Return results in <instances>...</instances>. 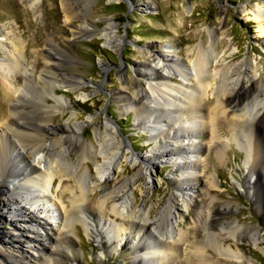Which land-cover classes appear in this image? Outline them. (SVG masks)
<instances>
[{"label":"bare ground","instance_id":"6f19581e","mask_svg":"<svg viewBox=\"0 0 264 264\" xmlns=\"http://www.w3.org/2000/svg\"><path fill=\"white\" fill-rule=\"evenodd\" d=\"M253 11V18L258 23L260 32L264 34V10L255 6ZM111 25L104 27L102 34L106 37V44L118 47L117 38L111 34ZM220 25L221 22L216 28L208 31L210 37L208 49L201 46L194 48L187 59L179 58L171 45L165 46V50L144 52L142 54L144 60L137 65L136 70L139 85H134L131 94L125 92L128 90L129 77L124 76L123 70L118 71L121 83L120 97L127 98L120 106L135 112L136 118L139 119L135 124L136 128L151 130L150 139H159L160 142L162 140L164 145L170 144L171 150L162 149L158 154L166 157L177 154L179 155L177 158H181L170 161L181 170V181H190L188 189L191 193L187 195L185 205L186 207L192 205L194 217L189 224L190 227L194 226L197 235L196 238H189L190 240L187 239L190 235L187 228L177 227L175 216L180 215V212L174 204V201L178 200L175 196L154 219L147 217V213L149 214L147 192L152 186L151 177L142 191L140 203H136L134 188L140 185L144 173L149 171L145 164L150 159L146 160L147 162L130 160V166L135 169V173L117 180L118 170L122 169V161L126 158V147L107 118H104L97 128L95 143H91L90 146L83 142L78 133L80 127L77 125L60 124L62 136L46 142L48 133L54 131L48 126L47 121L53 115L64 112L65 103L57 95L56 88L77 89L82 85L78 76L65 68L58 72L56 69L54 72L55 59H46L43 72L48 76L34 82L21 59L7 56L0 62V74L6 81L10 82L11 73L17 71L23 72L24 80L20 88L5 89V95L11 104L0 124V193L5 194L0 199V224L6 222L12 226L9 230L5 229V226H0V229L3 228L0 231V264H63L66 259L71 264L76 263L79 252L70 234H73L70 226L76 221H83L92 242L99 246L103 220L101 219L103 216H98L100 208L107 209L120 220L116 227L110 222H107L105 227L107 232L113 234L118 245L127 244V240L120 237L122 233L127 235L132 228L138 231L137 245L140 247L138 253L143 252L147 258V262L143 264H164L169 255L173 256L177 243L187 245V241L193 243L195 264H216L206 263L200 255L205 246L215 248L226 257L227 263L252 264L249 258L234 250L232 243L227 244V248L223 245L230 237L237 242L247 241L257 245L260 242L257 236L259 229L237 219H224L228 211V202H221L219 206L216 204L211 192L217 184L210 173L207 174L210 185L205 191L200 189L192 191L201 182L196 175L197 171L194 170L198 159L191 158L202 156L205 149L201 142L193 140V134L196 131L199 133L210 131L211 140H215L214 134L219 131L217 125L223 117L231 135L236 136L238 142L240 132H248L243 136L244 140H240L246 153L245 164H249L251 172L256 174L251 189L257 187V190L263 192L264 197V189L261 190V186L264 187V137L263 143L261 138L259 140L261 127L264 126V85L261 84L264 81V72L258 76V85L253 86L255 82L253 76L250 78V84L241 82L245 78L244 69L254 70L245 60L236 65L229 62L221 63L216 59L215 67L219 65V68L214 69L209 56L215 53V40L222 30ZM87 28V26L82 30L79 28L78 33L94 31ZM174 78L180 79V87L172 84ZM142 79H146L145 85L142 84ZM28 87L33 89V92L32 90L29 92ZM209 93L212 94V99H209ZM46 96H51L55 103H49ZM28 100L31 101V105L26 106L22 103L29 102ZM20 102L22 104H19ZM157 107L160 112L157 111ZM171 114L174 116L171 117ZM246 114L249 115V119H256L258 125L253 126L248 122L249 119L243 120ZM166 117L169 118L168 122H163V118ZM158 119L165 125L164 130L158 129ZM153 130L158 132L153 133ZM262 131L264 134V129ZM213 150L217 159L223 157L225 150L222 143H214ZM73 153L78 156L76 164L71 160ZM192 153L194 155H191ZM87 159L94 162V173L90 169L87 174L80 171V165ZM100 160L103 161L98 164ZM70 167H73V172H70ZM147 173L151 175L150 171ZM261 176L262 180L259 179ZM11 177L12 180L8 183L7 178ZM85 177L87 182L82 181L85 184L82 188L79 180ZM57 178L62 185L65 182L74 183L75 187L72 189L68 186L61 189L62 193L69 194L67 202L69 208L62 211L57 203L52 202L54 208L47 207L45 210L50 202L47 191L51 190ZM257 181L260 183L257 184ZM14 187L23 189L26 194L22 191L23 195H14L12 189ZM204 193L209 196L205 204L199 202ZM172 209L177 213H173ZM217 216L219 223L213 226L212 219ZM85 218L89 221L87 222ZM147 238L152 243L142 245ZM26 245L34 248L37 255L34 258L35 262L27 260L24 250ZM234 246L237 245L234 243ZM142 260L143 257L138 261Z\"/></svg>","mask_w":264,"mask_h":264},{"label":"rangeland","instance_id":"374dc122","mask_svg":"<svg viewBox=\"0 0 264 264\" xmlns=\"http://www.w3.org/2000/svg\"><path fill=\"white\" fill-rule=\"evenodd\" d=\"M255 6L264 10V0H0V62L7 56L21 59L34 82L48 76L43 72L46 59H55L54 72L56 69L58 72L65 68L71 74L78 76L82 85L77 89L56 88L57 95L65 103L64 112L53 115L47 121L48 126L54 131L48 133L46 142L61 137L63 133L59 125L66 124L79 126L78 133L83 142L90 146L91 143H95L97 128L103 119L107 118L126 147V158L122 161V169L118 170L117 180L135 173V169L130 166V160L147 162L146 160L150 159L145 166L147 165L151 175H148L147 170L140 180V185L134 188L136 203H140L142 191L145 190L151 177L152 186L147 192L148 209H146L149 210L147 217L154 219L175 196L178 200L176 202L173 199V201L180 212V215L175 216L177 227L187 228L190 234L187 239L190 240L189 238L193 239L197 236L194 226L190 227L189 224L194 217L192 205L189 207L185 205L187 195L191 193L188 189L190 181H181V170L178 165L170 161L180 157L177 158L179 156L177 154L168 157L158 154L162 149L171 150L170 144L164 145L162 140L160 142L159 139H150L151 130L136 128L135 124L139 119L136 118L135 112L120 106L123 101H127V98L120 97L121 83L118 71L123 70L124 76L129 77L128 90L125 92L131 94L134 91V85H139L136 70L137 65L144 60L142 55L144 52L165 50V46L171 45L179 58L187 59L194 48L201 46L208 49L210 41L208 31L216 28L221 22L222 30L219 31L214 44L215 53L209 56L214 69L219 68V65L215 67L216 59L221 63L229 62L236 65L245 60L254 70L244 69L245 78L241 82L248 85L253 76L255 77L253 86H256L259 83V74L264 72V34L260 32L259 25L253 18ZM108 24H112L111 34L117 38L118 47L106 44V37L102 33ZM85 25L88 27L87 30L94 31L78 33V30L86 27ZM11 78L10 82L6 81L0 74V124L11 104L5 95V89L20 88L24 81L23 72L11 73ZM141 82L145 85L146 79H142ZM172 84L180 87V79L174 78ZM261 84L264 85V81ZM28 90L33 92L30 87ZM212 97L209 93V99ZM47 100L49 103H55L51 96H48ZM22 103L26 106L32 104L31 101ZM157 111L160 112L158 107ZM172 116L174 115L171 114ZM248 119L249 115L246 114L243 120ZM168 120L167 117L163 118V122ZM221 120L217 125L219 131L214 134L215 140H211L210 131L206 133L196 131L193 134V140L201 142L205 149L202 156L191 158L198 159L194 170L197 171L196 175L201 182L192 191L200 189L204 192L210 185L207 174H211L217 184L211 192L216 204L219 206L221 202H228V211L224 219H237L239 222L259 229L257 236L260 242L257 245L247 241L237 242L230 237L225 240L223 246L227 248L229 243H232L234 250L249 258L252 264H264V197L263 192L257 190V187L251 189L256 180V174L251 172L249 164H245L246 153L240 140L248 132H240L238 142V138L231 135L223 117ZM248 122L253 126L258 125L256 119H249ZM164 126L158 119V129L164 130ZM263 129L264 126L259 133V140L261 138L262 143ZM157 130L152 132L156 133ZM214 143H222L224 146L225 151L221 159H217L213 150ZM71 158L74 164L78 162L76 154L73 153ZM102 161L100 160L98 164ZM79 169L85 174L88 173V169L94 173V162L87 159ZM194 170L191 169V171ZM70 172H73V167H70ZM259 179L262 180V176ZM7 180L10 183L12 177ZM82 181L86 183V177L79 180L80 186L84 188L85 184ZM66 186L71 189L75 187L72 182H65L62 185L58 178L55 179L53 187L47 191L50 202L45 210L47 207L54 208L52 202L57 203L62 211L64 208H69L67 204L69 194L61 192V189ZM12 189L14 195L26 194L19 187ZM263 189L262 185L261 190ZM4 195L0 193V199ZM204 196L200 198V203L205 204L206 199H209L208 195ZM99 210L98 216H103L100 217L103 220L99 246L92 242V237L88 234L83 221H76L70 226L73 232L70 234L79 252V258L74 264H134V261L135 264H143L147 262L143 252L138 253L140 248L137 245L138 231L132 228L129 234L122 233L120 237L126 239L127 244L118 245L113 234L107 232L105 227L107 222L116 227L120 220L107 209ZM172 212L177 213L174 209ZM218 217L212 219L213 226L219 223ZM0 226H5L8 230L12 228L6 222ZM188 242L187 245L177 243L173 256L169 255L164 264H195L193 243ZM143 243L149 245L152 242L147 238L142 245ZM234 243L237 246H234ZM205 247L200 255L206 263L231 264L225 262L226 257L215 248ZM24 250L27 260L35 262L34 258L37 255L34 248L26 245ZM141 257L143 260L139 262ZM189 260L191 263L188 262ZM63 264H71V262L66 259Z\"/></svg>","mask_w":264,"mask_h":264}]
</instances>
